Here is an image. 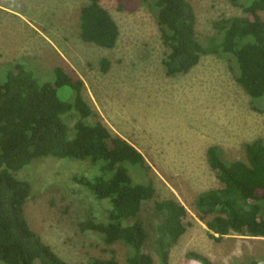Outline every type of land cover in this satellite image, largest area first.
Masks as SVG:
<instances>
[{"label": "rangeland", "instance_id": "374dc122", "mask_svg": "<svg viewBox=\"0 0 264 264\" xmlns=\"http://www.w3.org/2000/svg\"><path fill=\"white\" fill-rule=\"evenodd\" d=\"M189 1L196 11L200 41L215 34L213 23L218 19L246 15L228 0ZM87 3L0 0V78L11 64L21 63L42 79H52L54 69L62 67L83 80V96L96 118L144 155L157 198H176L189 212L187 231L172 247L170 264H201L187 256L191 251L209 256L214 264L263 263L264 237H209L194 201L204 191L223 187L208 163L211 146H219L228 160H244V144L264 139V102L252 101L227 60L214 54L203 55L186 74L168 76L163 66L168 48L142 0H101L119 25L118 42L105 48L84 41L78 23ZM260 14L264 19V12ZM59 93L68 96L66 90ZM90 165L47 157L17 171V177L31 186L27 219L71 264L107 259L111 251L126 264L127 247L106 246L98 235L80 227L102 216L103 210L77 182L92 173Z\"/></svg>", "mask_w": 264, "mask_h": 264}, {"label": "trees", "instance_id": "16d2710c", "mask_svg": "<svg viewBox=\"0 0 264 264\" xmlns=\"http://www.w3.org/2000/svg\"><path fill=\"white\" fill-rule=\"evenodd\" d=\"M80 12L81 38L114 48L120 28L101 0H87ZM161 30L168 52L165 73H188L203 55L225 58L237 83L252 101L264 102V0H228L246 15L213 23L215 34L197 33V15L189 0H142ZM35 70V69H34ZM25 64H11L0 78V262L4 264H71L30 225L25 205L31 186L16 172L41 158L90 163L92 173L77 178L100 203L102 216L80 224L103 244H123L126 264H170L171 249L187 231V208L176 198L158 199L151 167L133 144L96 118L83 96L84 82L62 67L42 79ZM68 92L67 97L59 91ZM259 109L256 104H252ZM264 112V109H260ZM244 160H228L217 145L208 163L223 187L200 193L198 217L209 237H264V139L244 144ZM136 167V170H131ZM146 214V215H145ZM93 257L86 264H120ZM201 264H214L200 252L187 254ZM249 264H264L251 260Z\"/></svg>", "mask_w": 264, "mask_h": 264}]
</instances>
